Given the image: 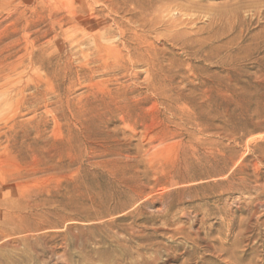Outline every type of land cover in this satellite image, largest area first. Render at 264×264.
Instances as JSON below:
<instances>
[{
    "label": "rangeland",
    "instance_id": "rangeland-1",
    "mask_svg": "<svg viewBox=\"0 0 264 264\" xmlns=\"http://www.w3.org/2000/svg\"><path fill=\"white\" fill-rule=\"evenodd\" d=\"M85 2L118 63L54 27ZM30 45L35 92L0 86V264H264V0H0V76Z\"/></svg>",
    "mask_w": 264,
    "mask_h": 264
},
{
    "label": "bare ground",
    "instance_id": "bare-ground-1",
    "mask_svg": "<svg viewBox=\"0 0 264 264\" xmlns=\"http://www.w3.org/2000/svg\"><path fill=\"white\" fill-rule=\"evenodd\" d=\"M84 4L85 5L82 3L79 8L69 11V13L63 17L62 21H58L54 27L56 26L61 29L64 21L74 22L72 28L76 29V33L70 34L67 37V41H64H66L70 49L84 47V49L78 51L83 65L88 64L91 60L92 62L103 61L105 57L112 58L114 63H118V61H120L119 59L122 58V52L118 45L116 44L117 46L110 47L104 44V42L112 36L107 22L98 18L96 14L99 11L95 10V8H90L87 2ZM131 55L130 53L129 56L131 57ZM25 56L27 57L26 64L13 63L10 65L8 72L0 76L2 80L0 86L6 85L8 87V94L16 97L17 100L21 99V101L26 99V92L28 90L32 89L33 92H35V89H37V58H35L32 45L28 46ZM135 58H132L130 61H133ZM104 62L105 64L107 63L106 59ZM33 94L30 96H33Z\"/></svg>",
    "mask_w": 264,
    "mask_h": 264
}]
</instances>
